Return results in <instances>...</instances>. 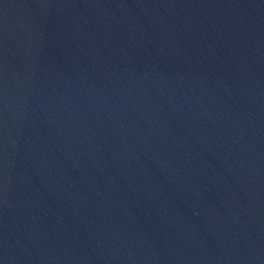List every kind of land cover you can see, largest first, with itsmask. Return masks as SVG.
Listing matches in <instances>:
<instances>
[{"label":"water","instance_id":"water-1","mask_svg":"<svg viewBox=\"0 0 264 264\" xmlns=\"http://www.w3.org/2000/svg\"><path fill=\"white\" fill-rule=\"evenodd\" d=\"M0 264H264V0H0Z\"/></svg>","mask_w":264,"mask_h":264}]
</instances>
